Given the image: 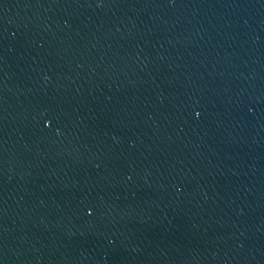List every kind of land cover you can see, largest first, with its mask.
I'll return each mask as SVG.
<instances>
[{
    "label": "water",
    "instance_id": "water-1",
    "mask_svg": "<svg viewBox=\"0 0 264 264\" xmlns=\"http://www.w3.org/2000/svg\"><path fill=\"white\" fill-rule=\"evenodd\" d=\"M0 264H264V0H0Z\"/></svg>",
    "mask_w": 264,
    "mask_h": 264
},
{
    "label": "snow or ice",
    "instance_id": "snow-or-ice-1",
    "mask_svg": "<svg viewBox=\"0 0 264 264\" xmlns=\"http://www.w3.org/2000/svg\"><path fill=\"white\" fill-rule=\"evenodd\" d=\"M89 215H91V213H89Z\"/></svg>",
    "mask_w": 264,
    "mask_h": 264
}]
</instances>
